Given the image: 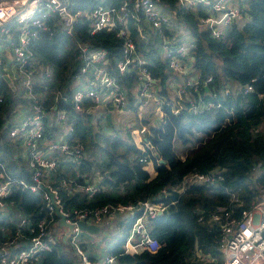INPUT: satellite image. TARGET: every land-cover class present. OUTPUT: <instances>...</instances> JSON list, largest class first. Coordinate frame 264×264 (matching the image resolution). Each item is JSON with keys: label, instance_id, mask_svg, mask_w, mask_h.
I'll return each instance as SVG.
<instances>
[{"label": "trees", "instance_id": "1", "mask_svg": "<svg viewBox=\"0 0 264 264\" xmlns=\"http://www.w3.org/2000/svg\"><path fill=\"white\" fill-rule=\"evenodd\" d=\"M121 1L74 0L73 4L87 8L97 4L117 6ZM161 2L175 10L181 19L180 24L193 40L190 51L193 71L188 72L185 78L196 75L205 80L211 77V82L201 85L197 92L187 89L184 95L172 92L173 95L169 82L171 79L179 82V78L170 73L161 59L159 50L154 47L157 43L152 45L142 41L136 24L129 20L127 27L131 37L138 51L150 61L148 68L158 80V95L163 100L164 117L144 135L143 142H149L150 147L139 149L129 127L114 125L108 116L112 110L109 104L102 112H79L69 101L62 99L69 96L71 77L81 66L77 60V45L83 43L106 50L110 72L127 89L131 103L129 110L136 111V106H133L135 73L120 75L115 71V61L121 57L123 43L116 36V28H105L88 35L87 20L80 19L74 25L75 38L70 39L56 25L55 18H49L46 23L48 30L40 31L30 46L37 63L32 88L45 110L52 108V111L66 112L73 125L67 140L70 144L78 142L83 146L84 157L79 164H68L61 159L58 162L54 186L58 188L63 207L91 215L104 207L137 206L145 201L163 202L167 206L165 211L147 222L150 235L159 241L160 246L154 253L145 250L137 254L138 263L201 264V254L212 255L217 250L220 227L210 220L217 209L225 208L231 217L238 219L241 211L250 209L257 197L263 194L260 190L264 189V0H246L245 13L249 19L235 23L220 39H213L200 29L199 18L204 15L202 7H198L199 13L196 14L190 9L181 12L175 0ZM44 68L56 75L50 83V76L44 73ZM3 75L0 66V158L13 177L28 180L24 158L19 156V143L8 138L5 124L15 114L17 105L27 106L30 101L23 96L17 81H13L14 87L9 86ZM49 84L59 94L57 98L54 94H46ZM246 86L252 89L245 92ZM199 100L218 106L212 110L202 109L198 105ZM89 104L86 101L84 106ZM56 133L55 126L46 127L48 138L56 137ZM179 147L185 148L184 158L178 152ZM143 159L152 161L156 171L154 178H150ZM159 159L164 164H157ZM68 165L73 169L70 173H67ZM258 165L262 172L252 184L249 177ZM83 170L95 176L104 188L90 198L75 190L86 183L81 176ZM211 171L222 176L218 184L191 185L182 192L176 191L186 175ZM62 180L70 186L64 187ZM169 191L178 193L175 201L170 196H162V192ZM6 202L8 209L0 214V247L16 242L14 253L24 247L30 229L47 218L49 211L40 194L28 191L14 190ZM51 215L53 230L55 223L59 224V218L55 213ZM22 218L26 220L25 226H20ZM130 227L131 222H127L123 238L108 250L109 255H124L121 254V245ZM17 230L21 231L22 237L16 238ZM56 241L61 244L68 242ZM55 243H52L51 252L41 254L39 264H67L56 252ZM129 253L134 252L129 250L126 255Z\"/></svg>", "mask_w": 264, "mask_h": 264}, {"label": "built area", "instance_id": "2", "mask_svg": "<svg viewBox=\"0 0 264 264\" xmlns=\"http://www.w3.org/2000/svg\"><path fill=\"white\" fill-rule=\"evenodd\" d=\"M73 1L0 0V66L3 74L11 78L12 87L13 81H17L23 96L30 101L27 106L17 105L15 114L9 117L5 124L8 128V138L19 143V156L24 158L29 178L27 180L13 177L6 163L0 158V214L8 209L6 200L14 190L40 194L49 211L47 218L30 229V235L25 237L22 249L12 253L17 246L16 242L0 247V264H39L41 254L52 251L51 214L55 213L56 209L64 216L65 222L73 226L66 235L67 241L74 246L83 264H110L114 258L110 257L103 262L87 258L81 245L89 243L90 246L99 242L88 240L87 237L80 240L83 235L77 226L80 221L98 226L103 222L127 216L131 227L121 245V254H126L129 250L134 254L145 250L154 253L160 246L159 241L150 235L147 222L149 218L165 211L167 206L163 202L145 201L137 206L129 204L117 205L114 208L104 207L88 215L83 211L67 210L60 201L58 188L54 186L58 162L61 159L68 164H79L84 157V150L80 143L70 144L67 140V136L73 131V125L69 122L66 112L55 109L52 111V108L45 110L42 101L33 93L37 63L30 46L40 31L48 30L46 23L49 18H55L56 25L70 39L75 38L74 25L80 19L87 20L88 35L96 34L105 28L117 29L116 36L121 38L123 43L121 57L115 61V71L120 75L135 73L134 83L137 88L133 91V106L151 109L146 115L145 123L139 124L136 121L129 128L130 135L141 136L138 140L133 139L141 150H144L145 146L150 147L149 142H143L146 129L149 131L157 120L164 117L163 100L158 95V80L148 68L150 61L138 51L131 37L127 27L129 20L136 24L135 28L142 41L152 45L157 43L154 47L159 50L161 59L167 64L170 73L179 78V82L173 79L169 82V89L174 94L184 95L187 89L197 92L201 85L206 86L211 82V77L205 80H200L196 75L185 78L188 72L193 71L190 53L193 40L187 36V29L180 24L181 19L175 10L161 0H122L117 6L97 4L87 8L77 7ZM175 1L177 9L181 12L190 9L197 14L198 7H202L204 15L199 18V27L213 39L222 38L235 23L249 19L245 13L246 0ZM106 55L107 52L103 48L95 49L78 43L77 60L81 66L78 73L71 77L68 85L69 96L62 98L69 101L74 110L102 112L109 104L112 110L130 111L128 91L110 72ZM43 71L50 76L49 83L56 78L55 74L45 68ZM251 89V86H246L244 91ZM46 94H54L55 98L59 96L53 90L52 84L48 85ZM212 95L215 96L214 93ZM86 101L90 103L87 107L84 106ZM189 103L192 105V100ZM198 105L208 110L218 106L213 102L200 100ZM49 125L57 129L56 137L52 139L46 135V127ZM142 161L146 164L152 163L151 160ZM72 171L68 165L67 173ZM261 172L259 165L254 168L252 176L249 177L250 183H255ZM81 176L85 178L86 183L77 186V192H84L90 198L104 189L96 177L87 171L83 170ZM221 180L222 176L217 171L206 174L190 173L184 177L176 191L182 192L191 185L214 186ZM60 182L66 188L70 186L65 180ZM260 191L263 194L257 197L250 209L242 210L238 219L231 217V213L225 208H218L212 215L210 220L220 227L218 246L214 254L199 256L201 264H264V189ZM170 194V191L162 192L163 197ZM232 196L234 197L233 194ZM25 224L26 220L22 218L20 226ZM15 236L22 237L21 231L17 230ZM54 239L57 240L56 236ZM249 250L252 251L251 255L246 254Z\"/></svg>", "mask_w": 264, "mask_h": 264}, {"label": "crops", "instance_id": "3", "mask_svg": "<svg viewBox=\"0 0 264 264\" xmlns=\"http://www.w3.org/2000/svg\"><path fill=\"white\" fill-rule=\"evenodd\" d=\"M188 36V35H187ZM135 91V90H134ZM113 112L117 113L118 115H120L121 113L124 112H120V111H115V110H111L110 116L111 119L113 120ZM114 121V120H113ZM184 158V156H183ZM145 169L148 171L150 178H154L156 176V171H155V167L153 165V163H147L145 165ZM59 220V219H58ZM128 218L127 216H121L119 218H115L110 220L109 222H103L101 224H98V226L100 227V232L99 234H101V231L104 233H102L100 236L95 237L96 234H92L89 232H83L84 237H87L88 240L92 241H97L99 242V244H97V242H95L98 247H94L93 249H90L87 243H83V247L82 250L83 252L86 254L87 258H89L91 261H95V262H103L106 259H110V257L114 258L112 260V263L110 264H117L119 262L120 263H126L128 262L129 264H135V262L137 264L138 260L136 259L137 254L134 253H129L128 255L124 254V255H109L108 250H110L111 248L114 247L115 243L118 241V239L123 238V230L126 227V224L128 222ZM59 223V222H58ZM60 228H64V233L61 231ZM53 236L57 239H62L64 242L67 241V228L65 226H62L60 223L56 224L53 226ZM65 237V238H64ZM77 254V253H76ZM128 259V260H127ZM132 259V260H129ZM77 260L79 261V264H83L81 261L80 256L77 254Z\"/></svg>", "mask_w": 264, "mask_h": 264}, {"label": "rangeland", "instance_id": "4", "mask_svg": "<svg viewBox=\"0 0 264 264\" xmlns=\"http://www.w3.org/2000/svg\"><path fill=\"white\" fill-rule=\"evenodd\" d=\"M14 87V85H13ZM135 88H137V85H135ZM134 88V90H135ZM172 93V90L170 91ZM173 94V93H172ZM174 95V94H173ZM135 110H130L128 112H124L121 113L120 115H118L117 113L113 112V120H114V125L118 126L119 124H121L124 127H129L134 124V122H138L139 124H143L145 123V120L147 121L146 115L149 114L150 112V108L146 107L143 109H140L139 107L137 108V106L135 107ZM137 118V120H135ZM146 133H148V129H146L145 131ZM132 139L138 140L141 136H134L131 135ZM179 154L181 155V157L185 156V148H181L179 147L178 150ZM61 231L64 233V228H60ZM52 235L50 236L52 243L56 242L54 245L56 252H58L61 256V258L67 263V264H79V261L77 260V254L76 251L74 250V246H72L70 244V242H67L65 244H61L60 242H57L54 237H53V232H51ZM104 233L101 231V234ZM101 234H96L95 237L97 239L98 236H100ZM84 237V235L80 236V240ZM98 246L97 244L95 245H90L89 248L93 249L94 247Z\"/></svg>", "mask_w": 264, "mask_h": 264}, {"label": "water", "instance_id": "5", "mask_svg": "<svg viewBox=\"0 0 264 264\" xmlns=\"http://www.w3.org/2000/svg\"><path fill=\"white\" fill-rule=\"evenodd\" d=\"M3 77L6 80V82L8 83V85L9 86H12V80H11V78L8 75H3ZM108 116H110V114H108ZM158 164L159 165L164 164V161L162 159H159L158 160ZM177 194L178 193L176 191L171 192L170 197H171V199L173 201L176 200ZM158 214H160V213H158ZM55 215L59 218V223L62 226H65L67 228V232H69L73 228L72 225H70V224H68V223L65 222L64 216L59 212L58 209L55 210ZM77 226L79 227V229L82 232H89V233H92V234H99V232L101 230L99 226H96L94 224H86L83 221L78 222ZM263 236H264V234H263ZM246 254L247 255H251L252 254V251L249 250V251L246 252Z\"/></svg>", "mask_w": 264, "mask_h": 264}]
</instances>
